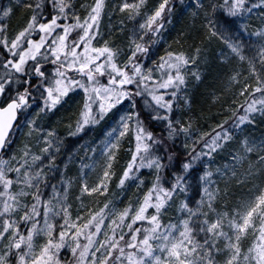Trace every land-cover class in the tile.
Here are the masks:
<instances>
[{
  "label": "snow or ice",
  "instance_id": "snow-or-ice-1",
  "mask_svg": "<svg viewBox=\"0 0 264 264\" xmlns=\"http://www.w3.org/2000/svg\"><path fill=\"white\" fill-rule=\"evenodd\" d=\"M143 3L123 0L113 11L133 10V18ZM257 6L264 9V0H188L203 40L189 50L166 44L155 58L169 0L119 42L111 25L109 38L101 31L105 0L80 4L83 13L77 0L0 6V264H264V135L245 131L257 114L264 118V11L249 23ZM18 11L23 23L9 30ZM213 38L225 45L220 69L233 93L205 130L187 88L190 76L201 79L204 42ZM218 98L213 89L212 102ZM61 109L64 136L40 123ZM104 122L100 139L65 147L58 163L65 137L79 140ZM18 127L27 129L21 143ZM125 142L130 155L117 187L136 185L137 195L122 208L111 199L92 207L94 194L109 191ZM144 168L152 180L141 195ZM254 180L247 198L227 207L230 186Z\"/></svg>",
  "mask_w": 264,
  "mask_h": 264
},
{
  "label": "rangeland",
  "instance_id": "rangeland-1",
  "mask_svg": "<svg viewBox=\"0 0 264 264\" xmlns=\"http://www.w3.org/2000/svg\"><path fill=\"white\" fill-rule=\"evenodd\" d=\"M13 2H14V0H13ZM91 2H92V0H77V8L80 10L81 13H83L84 8H81L80 4L91 3ZM121 2H123V0H105L106 8L103 12L102 21H101V31L104 34L105 38H109V26L111 25V28H112L111 36L116 38L117 42H119L120 40H126V38L129 34L130 30L132 29L133 25L135 24L138 26L139 23L141 22V20L145 18V13L154 10V8L156 6H158L160 0H144V3L141 6L140 15L139 16L134 15L133 18H129V12L133 11V10L125 9L123 12H121L119 10V8L117 7L115 9V11H113V5H118ZM128 2L132 3L133 0H128ZM8 3H9V0H2L0 6H7ZM187 3H188V0H176L175 2H173L174 7H172L171 13L169 15L173 21L177 22L175 24L176 26L183 25V26L188 27L192 23L191 14H190L189 10L184 7ZM257 8H258V10L253 12L252 17L249 19V23L251 25H255L258 23L259 12L264 11V9H259V6H257ZM173 10H175V12H173ZM172 12H173V14H172ZM110 13H111V15H110ZM121 21H123V22L121 23ZM8 23L10 25L9 30H11V28L16 27L18 24L23 23L22 13L20 11H18L15 15H13L10 18ZM169 24H170L169 20L168 21L166 20V22L163 24L164 26L162 27V30L160 33V39L158 41V45L159 44L164 45L165 36H166L165 26L169 25ZM195 24H196V27H199L202 30V32H201L202 39H198V42H200L203 40L205 29H203L201 27L199 19L196 20ZM175 25H172V27L174 28ZM170 28H171V26H170ZM116 29H121V31H116ZM249 30L252 31L254 29L250 28ZM181 33L182 32L179 31L178 34H177V32L171 34L177 38V41H179V42L176 41V43L172 47V49L183 48L185 50H189L190 46L194 45V41H192L189 38L184 37V35L180 36ZM204 47L207 49L206 55L208 57V63L207 64L200 63V65H199V67L201 69V79L197 80V79H195L194 76L189 77L187 92L191 96H192V93H194V90H196L198 88L200 82L203 81L204 75H206V76L210 75V73H208V71L211 69L217 70V74H219L218 73L219 71L222 72L220 75L222 76V78H224V80H226V75H225L224 71H222L220 69V63L221 62L219 60L220 50L225 48V45L218 38H213L210 42L205 41ZM155 51H156V47L153 48V53L155 54L153 58H155V56H157V51L156 52ZM249 54H251V53H249ZM235 63H236L235 60L231 61V64H235ZM231 64L225 65V68L230 67ZM188 67L191 70L192 66L189 65ZM207 86H205V87H207ZM205 87H203L201 89L200 96H207L208 97V95H211L214 87H212L211 84H209L207 91L204 90ZM215 90L219 94L218 100L216 102H214L216 104L215 105L210 104V106H208L206 108V110H209V113L206 114L205 117H200V118L198 117L197 118L199 121V126L205 130L210 128L214 121L218 122L220 116L222 114H225V113L220 112L221 104L223 102H225L226 100L231 99L232 93H233V90L230 88H227L225 83L222 84L221 87L220 86L217 87V89H215ZM65 108H67V105H65ZM193 109L191 108V111ZM33 111H35V110L33 109ZM212 112H213V114H212ZM192 113H193V111H192ZM227 114H230V113H227ZM257 115H258V120H257L256 125L250 126L245 131L250 133L251 135L259 138L260 136L264 135V122H262V121H264V118H260L259 114H257ZM58 116H62L66 120L67 112H65L64 109H61V110L56 112V115H53L51 117H44L43 120L40 121V123H43L46 126L55 125L57 127V131H59L60 135L64 136V132L66 130V124L63 122L57 121ZM105 123H108V122H104V123H101L99 125L93 126L92 128L89 129V131L87 133L81 135L79 140L76 137H65L66 143L62 144L60 147V152L62 155L58 156V163L61 166H63L64 158H66L68 155V152L64 150L65 147L68 149V151H72L73 148L77 147L80 140L91 141L93 139H100L103 135L104 130H105ZM26 131H27L26 128H19L18 127L17 131L13 134L17 143H21L26 139L22 135V133H24ZM14 147H15V145H14ZM127 147H128L127 142H125L124 145L122 146L121 150L119 151V159L114 162L115 171L117 174L112 176L111 181L109 182V191L106 193H103L102 195H95L94 194L90 198V204L92 207H95L98 202L100 204H103L105 199H111V200H113V202L118 201L119 202L118 207L122 208L124 204L129 202L130 197L135 198V196L137 195L136 185H128L123 190L121 188L117 187V181L119 178V173L122 170V166L126 163V159L128 158V155H130V154L126 155L125 150L127 149ZM82 155H84V151L81 149L79 151V154L76 157L77 160L79 159V156H82ZM217 163H223V161L218 159ZM77 167H78L77 164L69 163L67 166L68 174L69 175L76 174ZM245 167H247V162H245ZM141 174L145 177V181H146L143 188L140 189V194L142 195V192L147 187V184L151 182L152 176H151V174L147 168L142 169ZM92 175H95L94 170L92 172ZM57 179H59V176H57ZM249 183H256V181L254 180L252 182H246V183L241 184V185H237V184L233 183L230 186V195L228 197L227 207L230 208L233 205H235L237 203V198H247V196L249 195V193L251 191V189L249 187ZM217 207L218 208L225 207L224 202L223 201H217ZM72 211L73 212L76 211V203L74 201H73ZM170 214H171V209L169 210V213L166 214L164 217L165 222H167ZM202 236H203V234H201V237ZM42 239H44L43 236L39 237L38 242H39V240H42ZM250 240H251L250 235L248 237L243 238V244L245 247L248 245ZM221 247H222V245H221ZM61 258H64L63 250L61 251ZM221 259H222V257H221Z\"/></svg>",
  "mask_w": 264,
  "mask_h": 264
},
{
  "label": "trees",
  "instance_id": "trees-1",
  "mask_svg": "<svg viewBox=\"0 0 264 264\" xmlns=\"http://www.w3.org/2000/svg\"><path fill=\"white\" fill-rule=\"evenodd\" d=\"M176 0H170L169 3L171 5H173V2H175ZM173 12H175V10H173ZM172 12V14H173ZM169 12L165 11L162 13V17H163V24L166 22V20L170 22L169 25H166V36H165V43L164 45L159 44L156 47V51H157V56H159L165 49V45L167 44L168 46H170L171 48L175 45L177 38L171 34L179 31L182 32V34L184 35V37L191 39L194 42H198V39H202V35L201 32L202 30L199 27H196V24L193 25V23H191L188 27L187 26H176L175 24L177 22L173 21L171 19V17L169 18ZM172 25H175L174 28L172 27ZM164 26V25H163ZM171 26V28H170ZM176 27V28H175ZM196 27V28H195ZM180 34V36H183ZM155 51V52H156ZM208 73H210V75L206 76L204 75V79L203 81L200 82L198 88L196 90H194V93H192V99H193V103L191 108L193 109V113L194 115L198 118L200 117H205L206 114L209 113V110H206V108L208 106H210V104L215 105L216 103H213L211 100V95L207 96H200V91L203 87L205 86H209V84H211L212 87H214L213 89H217V87H221L222 84H224L226 80H224V78H222V76L220 75L222 72H218L219 74H217V70H209ZM209 80V81H208ZM210 82V83H209ZM224 82V83H223ZM207 87L204 88V90L207 91ZM213 114V112H212ZM177 147H180V145L178 144Z\"/></svg>",
  "mask_w": 264,
  "mask_h": 264
},
{
  "label": "water",
  "instance_id": "water-1",
  "mask_svg": "<svg viewBox=\"0 0 264 264\" xmlns=\"http://www.w3.org/2000/svg\"><path fill=\"white\" fill-rule=\"evenodd\" d=\"M1 1V0H0Z\"/></svg>",
  "mask_w": 264,
  "mask_h": 264
}]
</instances>
